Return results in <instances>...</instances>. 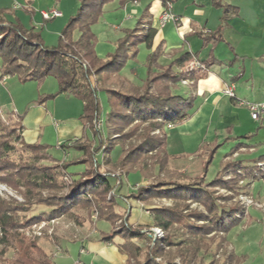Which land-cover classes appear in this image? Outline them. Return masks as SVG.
Returning a JSON list of instances; mask_svg holds the SVG:
<instances>
[{
	"label": "trees",
	"instance_id": "trees-1",
	"mask_svg": "<svg viewBox=\"0 0 264 264\" xmlns=\"http://www.w3.org/2000/svg\"><path fill=\"white\" fill-rule=\"evenodd\" d=\"M114 1L80 0L79 8L69 20L56 47L46 46L41 34L35 32L34 28L27 29L10 8H0V77L8 76L41 85L47 77L54 76L61 94L82 101L80 120L93 136V140L82 138L59 145L57 150L64 153V157L59 159L50 153L53 149L50 146L25 143L21 127L24 114L19 117L11 114L19 124L17 127L4 125L0 119V181L24 200V203H19L0 199V228L3 234L0 243L7 251H16L9 264H55L50 255L36 243L20 237L18 232L25 225L41 221L37 217L26 216L34 209H41V217L47 221L66 217L82 225L85 218L76 213L84 211L88 219L95 217V222L108 223L111 230L102 234V240L113 244L117 237L122 239L124 243L119 245V250L127 256L126 264H131L132 260H136L137 264H158L156 260L163 257L164 244L177 250L181 264H192L207 237L212 234L224 236L246 216L241 206L221 205L219 199L228 198H217L207 190L203 186L205 176L190 183L187 182L190 179L184 175L167 170L164 128L180 122L191 107V99L175 95L173 90L183 83L181 81L195 84L193 81L196 80L197 71H183L175 75L173 68L178 62L168 67L160 66L162 49L159 46L147 59V79L141 87L121 79L125 64L137 58L138 47L142 44L149 49L153 47L156 31L149 22L142 20L135 29L123 32L124 37L117 41L114 54L105 60L98 58L95 51L97 38L91 27L102 17L105 5ZM119 1L125 5L130 0ZM25 11L33 15V11ZM43 21L47 23L51 20ZM75 33L79 34L76 41L73 38ZM182 61L189 62L191 58L184 56ZM98 88L106 90L109 96L110 112L106 117L110 130L108 139L94 124L100 119L96 98ZM135 121L139 126L130 134L123 135V130ZM145 124H148V128L139 136L142 142L127 152L123 147L125 138L132 137ZM155 130L160 133L157 137L151 136ZM119 148L122 151L117 156ZM72 151L80 156L68 158V153ZM154 152H160L156 162L160 171H167L170 178L140 187L127 198L118 197L116 185L121 184L122 175L115 172L120 171L126 177L132 172H143L147 161L151 160L148 154ZM214 155L212 153L206 163L204 175ZM75 167H83V170L70 172ZM252 171L253 168H243L239 163H227L207 187H222L230 193L239 194L243 188L237 192L235 186L243 179L240 172L248 175ZM228 173H233V177L226 182L223 177ZM111 178L117 180L116 185H113ZM130 199L145 204L157 199L173 201L175 205L172 208L153 210L156 228L164 232L175 225L185 228L195 238L191 239L192 244L173 242L171 236L156 240L143 233L142 229L130 226V215L119 212L122 204ZM187 201L203 206L207 214H183L189 208ZM22 214L24 216L21 218ZM198 223L204 224L199 226ZM210 241L213 243V240ZM141 242H147L148 248L144 262H139L143 253ZM224 244L223 237L217 249L224 247ZM228 260L231 263L232 260Z\"/></svg>",
	"mask_w": 264,
	"mask_h": 264
},
{
	"label": "crops",
	"instance_id": "crops-1",
	"mask_svg": "<svg viewBox=\"0 0 264 264\" xmlns=\"http://www.w3.org/2000/svg\"><path fill=\"white\" fill-rule=\"evenodd\" d=\"M24 1L28 7H49H40L38 0ZM169 1L173 3L174 14L181 19L178 26L174 23L163 28L160 26L162 4L158 0H130L125 5L116 0L107 5L104 8L105 23L117 27L112 32L108 26L98 40L95 49L98 58L105 60L115 53L117 41L124 37V30H131L140 20L149 22L156 31V37L152 49L146 44L138 47L137 57L143 58V67L147 66L148 57L159 46L162 49L159 65L168 67L178 62L173 68L175 75L185 71L192 61H199L206 67V71L195 73V84L185 86L180 83L173 90L175 95L191 99V107L186 117L173 128H164L168 162L171 158L190 163L200 160L199 174L204 175L205 165L212 153L216 156L220 148L231 146V152L225 156L214 178L227 163H239L243 168L254 169L257 163L264 162V116L258 121L253 120L248 107L241 102L264 103V0ZM184 56H190L191 61L183 62ZM140 63L141 60H129L126 70L120 74L121 79L141 87L137 82L146 81L147 69L141 72ZM15 79L0 77L2 114H6L4 109H11L9 106L14 101L7 84ZM230 83L236 85V99L224 94L225 86ZM42 102L32 100L24 107H18L14 102L15 107L7 113L17 117L24 114L21 127L26 144L55 146L50 153L58 158L59 155L64 156L62 151L57 150L59 145L82 138L91 140L87 135L91 131L80 120L83 104L78 115L63 119L57 106L50 107L47 100ZM91 138L93 140V136ZM68 154L80 156L73 151ZM78 168L75 167L74 172L83 170V167ZM246 192L250 197L256 195L258 202H264V176L252 181ZM133 211H138L135 206L129 220ZM99 224L101 226L87 234L85 239L76 240L83 245L80 256L86 258V262L79 260L80 263L126 264L127 256L119 250L124 241L117 237L113 244L104 243L102 234L110 232L107 230L110 225L106 222ZM51 258L53 260L54 257Z\"/></svg>",
	"mask_w": 264,
	"mask_h": 264
},
{
	"label": "rangeland",
	"instance_id": "rangeland-1",
	"mask_svg": "<svg viewBox=\"0 0 264 264\" xmlns=\"http://www.w3.org/2000/svg\"><path fill=\"white\" fill-rule=\"evenodd\" d=\"M37 3L40 5V7H49L35 8L32 5V8L31 6L28 7L24 0H0V8H10L13 11L14 16L16 15V17L22 21L23 25L27 29L34 28L35 32L41 34L46 46L56 47L60 43V36L69 23V20L75 15V12L79 8L80 0H59L58 2L56 0H38ZM106 6L107 5H105V7ZM25 9L33 11V15L26 14ZM52 9L58 10L62 16L47 23L44 22L41 12L50 11ZM106 18L103 9L102 17L91 27L93 34L97 38L96 46L98 45V40L102 37L108 26L112 32H114L117 27L116 25L113 27L112 24L105 23ZM137 25L138 22H136L131 30L135 29ZM73 38L76 41L79 38V34L75 33ZM142 59V57H137L134 60L135 62L141 60L140 64L142 66L139 64V66H141L139 67L141 72H143L144 69H147V66L143 67ZM126 65L127 63L125 64L123 70H126ZM137 83L139 86L144 84V82ZM182 84L185 86H192V84L188 82ZM7 87L10 88L9 93L12 95V97H14V101L11 100L12 102L9 106L11 109H4L3 111L6 114L0 113L1 122L7 126L17 127L19 125L12 115L7 114L8 111L15 107L14 102L18 107H24L29 101L32 100L39 101L43 99L41 100V102L43 101L42 103L47 100L50 103V107H52V105L57 106L59 116H61L63 119L78 115L79 108L82 105V101L80 99L60 93L59 83L54 76L47 77L41 85H38L34 82H22L16 78L13 82H9ZM47 96H50V98H47ZM96 98L100 107L99 121L102 123L101 134L105 139H108L110 130L106 125V117L110 112L109 96L106 90H101L98 88L96 92ZM138 124L139 123L135 121L132 125L125 128L122 134H130L133 130H135V128H137V126H139ZM147 128L148 124L141 125L139 130L132 137L125 138L123 147L127 152L130 151L132 147H136L142 142V139H140L139 136L143 133L144 129ZM87 135L92 140L91 133H87ZM159 135L160 133L158 130H155L151 133V136L157 137ZM54 147L55 146H53V148ZM230 148L231 146H225L224 148H220V150H218L216 156H214L211 164L208 167V174H205L207 179L203 177L204 175L199 174L201 171L200 160H194L190 163L183 159L171 158L170 161L167 162V170L168 172H177L179 174H181L180 172H184L186 175H182L185 177L188 176L187 178L190 180L187 182L190 183L197 182L201 178H204L206 180L203 181V186L211 193H214L215 197L228 198L226 200L219 199V203L221 205H238L242 208H245L240 196L245 195L247 189L243 186H240L239 182L236 185L237 187L235 186V188H237V192L241 190L240 188H243L239 194L230 193L229 191L222 189V187H207V184L220 170L222 162L225 160V156L231 152ZM119 150L120 151L117 153V156H119L122 151L121 148H119ZM148 156L151 158V160L147 161L145 170L143 172H132L127 177L120 171L115 172L116 175H122L120 185H116L117 180L115 178H111L113 185H116L117 196L119 195L121 198H127L130 196V194H135L140 187L170 178L167 171V173L160 171L159 165L156 162L157 157L160 156V152H154L148 154ZM63 157L59 155L58 158L61 159ZM72 157L73 156L70 155L68 158ZM74 170L75 169L73 168L70 172H73ZM230 174H232L233 177V173H228L224 175L223 180L229 182L231 179H228ZM0 199L7 202L16 200L19 203H24L22 196L8 188L1 181ZM252 199L255 203L260 204L262 207L255 208L254 206H249L247 209L248 216L245 217L238 225L231 228L224 236L223 234H212L211 236L207 237L203 243L205 245L199 247L196 261L192 264H264V202H258L259 200H257L256 195H254ZM135 202L136 203H134L133 199L125 201V207L119 209V212L123 215H130L133 206H135L138 211H133L131 220L128 219V224H131L130 226L132 227L135 225L133 228L142 229V232L147 236H150L152 234L151 230L156 228L153 210L163 207L172 208L175 205L173 201L158 199L153 200L150 204H145L140 201ZM186 204L189 206V208L185 210L183 214H189L191 212L207 214L206 209L199 204H194L191 201H187ZM41 212V209H34L33 212L26 215L28 218L37 217L41 221L33 225H25L22 229H18L20 237L36 243L47 254L51 253L50 256L54 257L53 260L55 264H81V260L86 262V258L80 256L83 253L81 252L83 245L80 241L76 240L85 239L87 234H90L98 226H101L99 222L94 221L95 217L92 218L91 221L88 219L86 212H78L76 214H79L82 216V218H85L84 223L82 225H78L75 221L66 217H62L53 221H47L41 217ZM23 216V214L20 215L21 218ZM203 224L204 223H198L197 225L201 226ZM107 230L110 231L111 227L107 228ZM167 236H171L173 238V242L181 241L186 243V245L190 244L192 241L191 239H195L194 236H191L187 233L185 228L178 227L177 225L172 227L169 231H165L161 238H154L153 236L150 237L156 240H163ZM223 237L225 240V244L223 245L224 247L217 249L219 241ZM2 238L3 234L0 228V242ZM210 239L213 240V243L210 241ZM139 244L143 249V253L139 258V262H144L148 253L147 242H141ZM162 249L164 254L163 257H159L156 260L158 264H169V262L181 264V259L179 258L177 250L174 247H169L168 245L164 244ZM15 254V250L7 251L5 250V246L0 243V264L11 263V260L15 257ZM228 259L232 260L231 263H228ZM137 263L138 262L136 260L131 261V264Z\"/></svg>",
	"mask_w": 264,
	"mask_h": 264
},
{
	"label": "built area",
	"instance_id": "built-area-1",
	"mask_svg": "<svg viewBox=\"0 0 264 264\" xmlns=\"http://www.w3.org/2000/svg\"><path fill=\"white\" fill-rule=\"evenodd\" d=\"M162 4V12L160 15V26L163 28L169 23H174L176 26H178L181 22V19L178 18L174 14V7L173 3L169 0H158ZM136 4L137 2L134 1ZM41 16L44 20H52V19H57L62 16V14L56 10L52 9L50 11H42ZM187 72H193V71H206V67L203 66L199 61H193L189 64L187 69L185 70ZM190 83L192 84L191 81H184L183 83ZM224 94L231 99H236V85L234 83L227 84L224 89ZM242 105H246L250 111L251 117L253 120L258 121L262 116H264V103L260 104H245L244 102H241ZM96 129L101 130L102 129V123L100 121H95L94 122ZM167 129L173 128L172 125L166 126ZM241 176L243 179L239 181V185L243 186L248 190L249 185L252 181L257 180L264 176V162H259L257 165L254 167L252 173H249L248 175H245L244 173L240 172ZM232 178V174L229 175L230 179ZM240 196L241 201H243L244 209L246 211V216H247V209L249 206H254L257 208H261L262 206L258 203H255L252 197H250L248 194ZM245 216V217H246ZM152 234L150 236H153L154 238H161L163 235V231L159 228H154L151 230Z\"/></svg>",
	"mask_w": 264,
	"mask_h": 264
}]
</instances>
